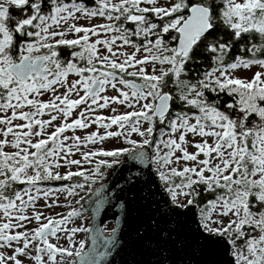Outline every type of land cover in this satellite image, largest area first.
I'll list each match as a JSON object with an SVG mask.
<instances>
[{
	"label": "snow or ice",
	"instance_id": "snow-or-ice-1",
	"mask_svg": "<svg viewBox=\"0 0 264 264\" xmlns=\"http://www.w3.org/2000/svg\"><path fill=\"white\" fill-rule=\"evenodd\" d=\"M111 257L264 264V0H0V264Z\"/></svg>",
	"mask_w": 264,
	"mask_h": 264
},
{
	"label": "water",
	"instance_id": "water-1",
	"mask_svg": "<svg viewBox=\"0 0 264 264\" xmlns=\"http://www.w3.org/2000/svg\"><path fill=\"white\" fill-rule=\"evenodd\" d=\"M117 217H121V219L119 221V227L123 228L124 227V222H123V218H122L121 209H119L118 207L113 205L110 211L102 210L101 214L98 215L95 218V220H93V225L95 227H99L102 230V234L104 236H106L103 233L104 225L106 223H108V222H113L114 226H116V224H117L116 218ZM89 243H90V241H89ZM110 259H112L113 264H116V261L118 260L117 257H111Z\"/></svg>",
	"mask_w": 264,
	"mask_h": 264
},
{
	"label": "rangeland",
	"instance_id": "rangeland-1",
	"mask_svg": "<svg viewBox=\"0 0 264 264\" xmlns=\"http://www.w3.org/2000/svg\"><path fill=\"white\" fill-rule=\"evenodd\" d=\"M86 226H87V225H86ZM113 227H114V225H113L112 222L106 224L105 227H104V233H105V234H108L109 231H110ZM84 237H85V234H84V233H81V234L79 235V238H81V239H83ZM87 243H89V241L86 242V247H87Z\"/></svg>",
	"mask_w": 264,
	"mask_h": 264
},
{
	"label": "bare ground",
	"instance_id": "bare-ground-1",
	"mask_svg": "<svg viewBox=\"0 0 264 264\" xmlns=\"http://www.w3.org/2000/svg\"><path fill=\"white\" fill-rule=\"evenodd\" d=\"M108 223H110V222H108ZM108 223H106V224H108ZM113 223V222H112ZM105 224V225H106ZM105 225H104V227H105ZM114 225V224H113ZM104 227H103V233H104ZM105 234V233H104ZM106 236L108 235V234H105Z\"/></svg>",
	"mask_w": 264,
	"mask_h": 264
}]
</instances>
